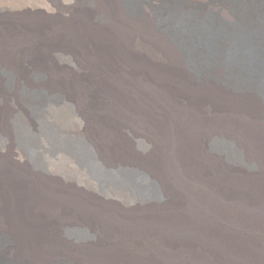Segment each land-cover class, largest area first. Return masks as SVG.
<instances>
[{
  "label": "bare ground",
  "instance_id": "obj_1",
  "mask_svg": "<svg viewBox=\"0 0 264 264\" xmlns=\"http://www.w3.org/2000/svg\"><path fill=\"white\" fill-rule=\"evenodd\" d=\"M68 1L63 16L50 3L43 4L50 16L0 22V63L19 76L24 63L15 53L29 46L39 60L34 68L48 76L34 83L23 74L14 87L61 91L66 102L44 108L54 126L43 135L80 136L95 153V169L114 177L101 187L66 150L49 152L47 140L37 147L42 167H34L12 136L14 91L0 84V234L7 239L0 260L264 264V0H234L237 11L229 0H188L220 16V35L189 12L170 13L197 68L201 56L218 57L220 64L201 71L206 77L155 23L156 0L139 1L137 14L123 0ZM56 52L79 56L83 74L61 70L49 57ZM219 139L237 151V164L211 148ZM139 140L148 148L136 149ZM124 168L151 178L149 191L159 196L141 199L116 186ZM66 229L87 236L72 238Z\"/></svg>",
  "mask_w": 264,
  "mask_h": 264
},
{
  "label": "rangeland",
  "instance_id": "obj_2",
  "mask_svg": "<svg viewBox=\"0 0 264 264\" xmlns=\"http://www.w3.org/2000/svg\"><path fill=\"white\" fill-rule=\"evenodd\" d=\"M20 1L22 2L21 4H20ZM84 1L85 0H83L82 2ZM123 1L128 11L131 14H135V13L137 14L139 12L137 9L139 6V1L146 2L147 0H123ZM156 1L158 2L157 6H155L152 11L154 19H155V23L160 28L166 31H170L172 33L171 35H172L174 42L182 49L186 64L193 71H195L197 76L206 77V74L203 75L204 73H202L201 71L209 69L215 64H220L218 57L214 56L212 58L211 57L203 58L201 56L202 62H199V63H202V65L200 68H197L196 67L197 65L193 63L195 61L191 53L189 52V47L187 45L184 46V44L182 43V40L179 37H177V35H175L179 33L180 30L178 26L175 27L173 26L172 23L169 22V15L171 12L173 13L178 12L180 13V15L185 14V12H189L190 15L193 16L192 18L193 20H197V21L201 20V21L209 22L212 28V31H215V32L217 31L218 34L221 32L223 28H226L225 27L226 25L224 24V22L221 21L220 16H218L216 12H214L209 7H205L204 3H202L201 1H197L194 4L191 3L190 5L188 3V0H156ZM207 1L214 2L217 0H207ZM229 2L233 6V8L237 11V6L235 5L236 2L234 0H229ZM50 3H53L54 8L56 7L55 13H61L62 16L65 15L63 14V9L67 8L70 5L68 0H0V22H5L20 14H21L20 16L22 15L25 16V14L26 16H29V14L31 15L32 13H37V14L44 13L47 16L48 15L50 16L51 15L50 12H44L45 6L43 5V4H50ZM19 4L23 6V9H20L21 7L19 8L17 6ZM73 5L76 7V3H74ZM91 5L93 6L92 3L87 4V2H85L84 5L82 6L91 7ZM201 10L203 11L202 13H200ZM39 11H42V12H39ZM55 13H52V15ZM178 35L183 37L180 33ZM21 51H17V53H15L16 57L14 59L18 63H21V62L24 63V66L22 67L23 70L22 69L20 70L19 76L21 77V75L23 76L24 74V77H28L29 81L31 80L34 83H38L39 81L46 79V77L48 76L47 73L45 74V72H41L34 68V65L39 60L37 61V58L32 57L33 55H31L30 47L24 46L21 49ZM56 53H51L52 56L50 54L49 57L54 59V56H55L54 60L58 64V67L59 68L61 67L60 68L61 70L66 68V69L75 71L77 74L78 73H81L80 75L83 74L84 68L82 65V61H80L81 59L78 58L79 56L77 57L75 56L74 59L73 58L71 59L69 58V55L67 53L65 54L59 53L60 55L58 54V52ZM75 64L76 65L80 64V66H76ZM230 67L231 66H228L227 68L231 69ZM12 69L13 68L3 67L2 64L0 63V84L3 86L5 90L14 91L13 94L16 97V103L10 105L9 124L11 127L12 136H15L16 140H18L20 145L26 150V152L29 153L31 164H33V166L37 168L42 167V164H41L42 162H41L40 154L37 151V147L40 144H43L45 140H47V145H48L47 150L49 152L54 153L57 149L66 150L68 153H70V156L76 165L84 166L89 169L92 177L96 180V182L99 183L101 187L102 186L105 187L106 184H111V176L114 177V175H112L109 170H107V173L106 172L104 173V170L102 169L100 170L101 172L95 169V167L98 166L97 160L94 159L95 153L92 150H90L91 148L88 147L82 141V138L80 136L75 135V137H66L61 131H59V134H58L59 136L57 139L54 138L55 131L52 133H49L48 135H43L44 132H47V131L49 132L54 126L52 121H47L45 119L43 115V110L44 108L47 109L50 106H61L63 103H66L64 102L65 97L63 96V93L57 90L53 92H45L41 89L30 88L28 85L27 86L20 85L18 87H14L15 83H17V81L19 80V76H17L18 74ZM232 70L233 69H231V71ZM231 71H228L229 75H231ZM63 116L67 117L64 119L65 121L67 120L69 121L70 119H72V116L68 113V109L64 111ZM26 119H30L31 121H33V123L37 126L38 131L36 132L30 131L28 128L30 126L28 127L26 126V123H25ZM0 138H1V133H0ZM139 141L140 143L139 142L137 143L136 141L134 144L136 149L144 150L148 148L147 142L145 141L143 142L142 140H139ZM214 141L210 143L212 149L224 153L227 159L230 160L231 162H234L237 164V162L240 161L239 157L237 156V151L234 150L232 147H230L229 144L225 143L221 139L217 140L216 142ZM0 146H1V143H0ZM124 169L125 170L122 171V174L125 175L126 180L125 181L123 180L121 169H119L118 172L116 173L117 175L116 178H118V180H116L117 182L116 186L127 189V191H129L131 194L141 199L146 198V197H149V198L154 197L155 199L156 197L159 196L158 194L156 193L152 194L149 191L151 183H152L151 178H149V181L145 180L146 182L145 183L141 181L139 175H136L137 177L135 176L136 174L135 169H129V168H124ZM133 176H135L134 179H133ZM139 180H140V183H139ZM65 233H68L69 236L72 238L80 237L81 239H84L83 237L87 236V232L84 231L83 229L81 230H71L70 229L66 231ZM5 244L7 245L6 236L3 233H1L0 234V248H2L3 246L5 247ZM0 264H15V261L11 259L6 260L5 258V259L0 260Z\"/></svg>",
  "mask_w": 264,
  "mask_h": 264
}]
</instances>
